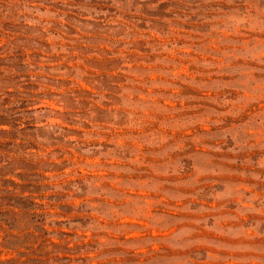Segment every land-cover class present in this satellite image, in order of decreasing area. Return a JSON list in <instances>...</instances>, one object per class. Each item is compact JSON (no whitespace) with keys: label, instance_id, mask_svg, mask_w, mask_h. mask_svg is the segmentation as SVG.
Returning a JSON list of instances; mask_svg holds the SVG:
<instances>
[{"label":"rangeland","instance_id":"obj_1","mask_svg":"<svg viewBox=\"0 0 264 264\" xmlns=\"http://www.w3.org/2000/svg\"><path fill=\"white\" fill-rule=\"evenodd\" d=\"M0 264H264V0H0Z\"/></svg>","mask_w":264,"mask_h":264}]
</instances>
